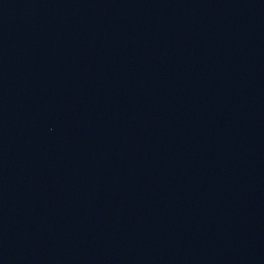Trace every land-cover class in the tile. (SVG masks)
<instances>
[{"label":"water","instance_id":"obj_1","mask_svg":"<svg viewBox=\"0 0 264 264\" xmlns=\"http://www.w3.org/2000/svg\"><path fill=\"white\" fill-rule=\"evenodd\" d=\"M0 264H264V0H5Z\"/></svg>","mask_w":264,"mask_h":264}]
</instances>
